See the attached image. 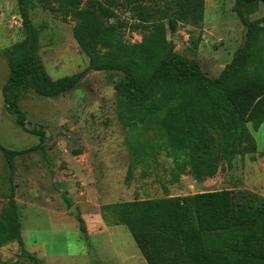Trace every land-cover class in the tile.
Here are the masks:
<instances>
[{
  "label": "rangeland",
  "instance_id": "374dc122",
  "mask_svg": "<svg viewBox=\"0 0 264 264\" xmlns=\"http://www.w3.org/2000/svg\"><path fill=\"white\" fill-rule=\"evenodd\" d=\"M234 4L235 0H206L200 26L181 24L169 34L175 50L198 61L213 78L245 41L246 28L233 11ZM263 15L264 5L259 4L250 18ZM30 16L40 31V57L53 79L88 66V56L73 37V20L65 22L38 3L30 8ZM131 16L128 10L119 11L120 18L132 20ZM24 36L18 0H0V144L13 150L39 143L37 135L18 125L2 94L10 74L3 51ZM141 38L139 32L125 30L126 40ZM122 77L117 71H90L77 87L55 98L38 95L28 85L11 90L26 113L27 127L45 131L47 138L44 150L18 155L12 166L0 149V222L10 210L12 193L20 209L25 248L39 258L49 253L53 261L56 255H65L60 264H148L127 226H110L116 220L109 209L83 205L79 193L89 182L102 190L103 204L222 189L231 190L249 207L264 203V96L239 129L207 131L209 152L204 157L215 161L218 170L197 178L189 153L172 149L159 124H122L114 89ZM64 196L78 207L86 233ZM13 262L34 264L21 254L16 241L0 247V264Z\"/></svg>",
  "mask_w": 264,
  "mask_h": 264
},
{
  "label": "trees",
  "instance_id": "16d2710c",
  "mask_svg": "<svg viewBox=\"0 0 264 264\" xmlns=\"http://www.w3.org/2000/svg\"><path fill=\"white\" fill-rule=\"evenodd\" d=\"M37 3L75 22L73 37L89 59L84 70L58 79L48 74L39 54L40 31L30 16ZM259 4L264 0H235L233 11L246 28L245 41L213 78L169 39L181 24L201 25L206 0H18L25 36L3 51L10 74L2 94L18 125L37 135L39 143L22 150L0 144V149L11 166L16 156L45 149L47 133L27 127L12 89L28 85L38 95L55 98L77 87L90 71H117L123 74L114 84L122 124H159L172 149L189 153L197 178L202 172L215 175L218 164L204 157L207 131L239 129L264 96V15L250 18ZM120 10H128L132 20L120 18ZM128 28L139 32L141 40H126ZM64 200L68 207L73 204L67 196ZM103 207L116 224L127 226L148 264H264V203L249 207L229 189ZM9 209L0 222V247L16 241L23 256L45 264L25 248L12 193ZM79 221L86 233L81 214Z\"/></svg>",
  "mask_w": 264,
  "mask_h": 264
},
{
  "label": "crops",
  "instance_id": "0c3cea01",
  "mask_svg": "<svg viewBox=\"0 0 264 264\" xmlns=\"http://www.w3.org/2000/svg\"><path fill=\"white\" fill-rule=\"evenodd\" d=\"M86 154V153H85ZM90 164V163H89ZM93 184L89 182L88 187L85 188V190H80V197L82 198V203L83 205H88L91 203L92 207H96L97 209H100V207L106 206L108 204H103L102 203V190H98L97 186H92ZM108 192V191H107ZM122 193V192H121ZM130 201V200H129ZM101 202V203H100ZM111 204V203H110ZM81 213L84 215L86 214V211H83L82 208L80 209ZM112 227L118 226V224L110 225ZM23 235V232H22ZM24 239V238H23ZM25 242V239H24ZM113 251L116 254H120L121 252L119 249H113ZM63 256V257H62ZM68 257H73V256H68ZM66 256L65 255H56L53 261L52 256L49 253H45L43 256L40 257V259L45 263V264H60V260H65ZM128 257H124V259H127ZM145 259V258H144Z\"/></svg>",
  "mask_w": 264,
  "mask_h": 264
},
{
  "label": "water",
  "instance_id": "95a60500",
  "mask_svg": "<svg viewBox=\"0 0 264 264\" xmlns=\"http://www.w3.org/2000/svg\"><path fill=\"white\" fill-rule=\"evenodd\" d=\"M55 185H56V187L59 190H62V187H61V185L59 183L55 182ZM65 194L68 195V192L65 191ZM68 199H69L70 202H73L71 197H68ZM69 212L73 213L75 216H79V210H78V207L75 204L71 205V207L69 209Z\"/></svg>",
  "mask_w": 264,
  "mask_h": 264
}]
</instances>
